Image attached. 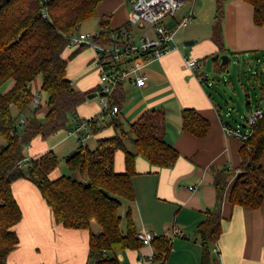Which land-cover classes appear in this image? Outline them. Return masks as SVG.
Instances as JSON below:
<instances>
[{
	"label": "trees",
	"instance_id": "trees-1",
	"mask_svg": "<svg viewBox=\"0 0 264 264\" xmlns=\"http://www.w3.org/2000/svg\"><path fill=\"white\" fill-rule=\"evenodd\" d=\"M105 1L3 0L0 8V88L10 80L15 84L7 93H0V135L7 141V146L0 150V264H7L8 257L19 245L14 228L21 222L22 212L14 198L12 185L22 178L38 187L58 224L67 229L91 231L95 220L101 227L100 234L91 232L89 264H121L120 253L140 251L145 246L137 237L131 209L125 217L126 232L122 231L121 209L123 201L132 203L136 199L133 177L137 174L135 163L138 156L158 168L172 167L179 159V152L164 138L162 111L146 112L129 130L123 128L118 116L110 125L94 124L92 134H99L110 126L115 127V134L99 138L94 150L81 145L67 157V169L78 172L81 180L68 175L57 180L50 178L59 167L58 156L53 151L29 160L25 156L26 149L37 138L47 140L61 130L71 129L72 117L92 94L77 90L67 76L69 61L86 45L79 46L68 59L63 55L68 49L70 36L77 33L84 22L97 17L98 9ZM227 1L216 0L213 40L220 52L226 51L220 32ZM244 1L254 8L255 25L264 28V0ZM43 6L48 11L47 19L41 13ZM111 19L109 14L100 16V30L94 37L96 43L116 44L112 33L130 28L127 23L114 30ZM214 61L217 67H221L219 56ZM39 76L43 77L42 90L49 95L48 113L45 120L40 121L38 110H35L29 117H24L27 120L24 125H19L21 114L30 112L31 85ZM261 85L264 90V82ZM124 101L121 86L113 94L111 104L121 107ZM246 105L249 113L254 110L249 100ZM11 107L19 111L18 117L13 116ZM255 109L264 110L260 104ZM226 125L231 127L229 123ZM182 127L185 132L203 139L210 130V122L195 109H185L182 111ZM127 139L131 140L134 152L127 148ZM241 141L239 167L214 169L216 205L205 211V217L195 231L201 243L200 264H219L213 249L223 232L222 208L231 178L235 177L229 195L233 208L257 210L264 203V117L253 127L251 137ZM120 151L125 154V171L121 173L115 170L116 154ZM24 160L27 164L20 167ZM153 243L155 261L165 262L171 253L172 242L160 236Z\"/></svg>",
	"mask_w": 264,
	"mask_h": 264
},
{
	"label": "crops",
	"instance_id": "crops-1",
	"mask_svg": "<svg viewBox=\"0 0 264 264\" xmlns=\"http://www.w3.org/2000/svg\"><path fill=\"white\" fill-rule=\"evenodd\" d=\"M193 1L192 9L177 15L175 19V22H180L192 14L191 24L180 37V41H186V45L193 43L187 45L192 46L190 50H186L189 56L178 47L162 59H136L134 64L142 68L141 73L146 78V84L143 87H136L131 83L124 84L125 101L118 107L119 112L115 115L119 117L123 128L128 130L146 112L162 111L164 138L180 155L177 162L169 168L155 167L144 157L138 156L135 163L137 174L133 177L136 199L125 206L126 214L128 209H131L138 234L153 232L156 237L164 236L172 242L168 259L159 264L201 263V243L195 231L203 221L205 211L216 205L214 169H236L241 164L242 141L224 130L227 123L234 128L236 125L228 120L229 113L224 107L208 93V76L203 71V66L194 71L187 66L186 60L213 59L216 66L214 59L220 55H257L264 51V28L255 25L254 8L250 4L244 0L226 2L220 32L226 51L220 52V47L213 40L216 3L210 8L208 4L205 8L201 0ZM134 2H131L130 6L127 0H107L100 5L98 15H111V28H122L128 23ZM209 9L213 10V14L211 20L206 21ZM175 22H167L170 31H174ZM205 23L209 26L207 29ZM134 31L137 35L144 32L135 28ZM72 50L66 49L63 57L68 59L78 47ZM94 58V50L84 48L68 65L67 76L73 86L77 84V90L92 92L91 95H95L78 108L76 117L79 121L98 117L102 109L91 102L101 95L98 69L95 67L94 70L97 78L90 75ZM10 81L7 82L10 86L7 87V92L15 84L13 80ZM42 86V76L31 85L32 93L37 94L43 104L38 110L39 119L45 118L48 113L49 95L42 90ZM40 89L46 96L43 99ZM185 109H195L210 122V130L205 138H197L183 130L182 111ZM34 111L35 109L30 107V112L21 114L20 119L29 117ZM11 112L14 117L19 116L15 107H11ZM115 116L104 121L102 126L110 125ZM71 126H75L73 119ZM69 130L67 137L57 145L73 138L69 136ZM114 134L115 127L110 126L99 134H91L84 144L89 146L94 140L97 147L99 138ZM73 139L75 142L65 154L66 159L79 148L76 139ZM57 145L37 138L26 149L25 156L29 160L49 151L55 152ZM5 146L7 141L0 135V150ZM127 148L132 151L128 145ZM58 169L59 167L51 173L52 180L63 176ZM115 170L119 173L125 171V154L122 151L116 154ZM234 180L235 177L230 179V187L224 199L223 232L215 247L219 253L214 256L219 264H264V203L257 210L246 207L233 208L229 195ZM12 191L22 212V220L14 228L19 237V245L8 257L7 264H89L91 232H102L95 220L92 221L91 231L67 229L56 222L52 209L33 182L26 178L19 179L12 185ZM153 255L155 256L154 243L145 245L140 251L127 250L120 253L118 258L121 264H148Z\"/></svg>",
	"mask_w": 264,
	"mask_h": 264
},
{
	"label": "built area",
	"instance_id": "built-area-1",
	"mask_svg": "<svg viewBox=\"0 0 264 264\" xmlns=\"http://www.w3.org/2000/svg\"><path fill=\"white\" fill-rule=\"evenodd\" d=\"M46 1V0H44ZM186 0H135L133 9L129 14V29L122 28L112 33L111 37L116 41L112 45H100L94 41L95 35L89 33H74L69 38L68 48L83 45L91 46L95 52L94 66L100 73L102 109L98 117L79 121L76 114L72 117L75 126L69 130V136L76 139L79 146H84L86 139L92 134L91 128L94 124L102 125L104 121L112 118L119 112V108L112 105L113 94L126 83L136 87H143L146 78L142 75L140 66L134 64L138 58L147 61L162 59L178 48L175 42L176 33L186 28L192 22V14L180 22H175L177 13L185 5ZM3 0H0V8ZM44 19L48 18L46 7L41 10ZM174 21L175 29L170 31L167 22ZM134 28L143 30V34L137 35ZM105 32H107L105 30ZM98 34V33H97ZM187 66L196 71L201 65L197 60H186ZM33 84V83H32ZM31 107L40 110L42 101L37 94H33ZM264 117L263 109L251 111L247 117V124H237L236 127L225 125L224 130L240 140H248L253 127ZM27 120L20 119L19 125H24ZM27 160L22 161L19 166L24 167ZM193 189V187H191ZM178 232V231H176ZM144 245H151L156 237L153 232H144L137 235ZM218 254L217 248L213 249ZM148 264H159L154 255L149 258Z\"/></svg>",
	"mask_w": 264,
	"mask_h": 264
},
{
	"label": "rangeland",
	"instance_id": "rangeland-1",
	"mask_svg": "<svg viewBox=\"0 0 264 264\" xmlns=\"http://www.w3.org/2000/svg\"><path fill=\"white\" fill-rule=\"evenodd\" d=\"M135 0H127V3L130 5L131 2ZM201 3L204 4L205 8L208 6H212V4L216 3V0H201ZM194 1H185V6L180 9L177 13V15H181L188 10H191L193 7ZM131 6V5H130ZM215 6V5H214ZM216 8V6L214 7ZM100 11H103V8L100 9ZM215 11V10H214ZM207 18L205 14V20H211L212 17V9H209L207 11ZM99 19L100 16L95 17L91 20H88L84 22L79 28L78 33H89L94 35L95 33L99 32L100 26H99ZM193 19V18H192ZM174 22V21H173ZM170 23V22H169ZM176 27V26H175ZM209 26L205 23V28L207 29ZM188 28V27H187ZM138 29V28H135ZM186 28L180 29L176 35H175V42L180 47L181 50L185 51L183 52L187 56L189 54L186 52V50H190L192 46H187L186 41H180V37L183 35ZM85 48L93 49L91 46L86 45ZM72 51L75 50V47H72ZM222 56L220 55V62L222 64ZM229 62L224 66V68L215 66L213 59H207L206 61H203V59H198L201 66H203V71L206 72L208 76V82L206 85V89L208 93L213 97V99L218 102L224 109L229 113V118L231 122H233L235 125L247 124V117L249 115V111L247 109V100L251 102L252 108L255 110L258 104L262 108H264V95H263V89L261 82H264V51L260 54H248V55H227ZM80 57V56H79ZM76 58L75 60L78 62ZM74 60V61H75ZM80 60V58H79ZM75 61V63H77ZM95 66L93 68H90V75L93 78H97L98 75H96ZM89 75V74H88ZM215 77H219L220 81L215 80ZM12 81H10L11 83ZM9 83H6L1 89L0 93H3L4 91L7 92V87ZM75 87L78 89L79 86L75 84ZM5 89V90H4ZM41 92V98L43 99L45 96L44 92L40 89ZM91 102H94L96 105L100 106V109L102 108V104L100 102V98L96 97ZM129 130V128H128ZM68 135L67 130H61L55 135L49 137L46 141H49L50 144L61 143ZM75 140L73 138L68 139L62 143V145H57L54 150L55 153L58 156L59 159V171L63 175L71 176L74 179L81 180V175L78 172H70L67 169L66 166V158L65 154L71 149L70 145H73ZM127 145L130 149L134 152V146L131 143L130 139H127ZM89 147L91 150L96 149V142H93L90 144ZM124 208L121 209V215L123 216L124 220L122 223V231L126 232V221H125V215H126V208L125 206L129 203L127 201H123ZM99 227V226H98Z\"/></svg>",
	"mask_w": 264,
	"mask_h": 264
},
{
	"label": "water",
	"instance_id": "water-1",
	"mask_svg": "<svg viewBox=\"0 0 264 264\" xmlns=\"http://www.w3.org/2000/svg\"><path fill=\"white\" fill-rule=\"evenodd\" d=\"M190 44H193V43L192 42L191 43H187V45H190ZM228 62H229L228 56L227 55H223L222 56V64H221V66L224 67ZM215 80L220 81V78L219 77H215ZM94 96L95 95H89L88 99H92ZM44 120H45L44 117L40 118V121H44ZM21 132H23V130H21Z\"/></svg>",
	"mask_w": 264,
	"mask_h": 264
}]
</instances>
